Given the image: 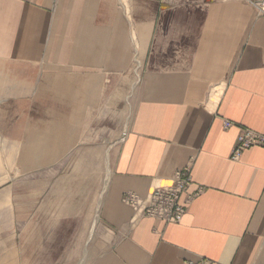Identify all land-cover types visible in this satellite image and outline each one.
Here are the masks:
<instances>
[{
    "label": "crops",
    "instance_id": "1",
    "mask_svg": "<svg viewBox=\"0 0 264 264\" xmlns=\"http://www.w3.org/2000/svg\"><path fill=\"white\" fill-rule=\"evenodd\" d=\"M257 1L0 0V189L31 191L34 264H85L90 221L86 264H264V148L231 159L239 127L264 135ZM186 165L203 192L179 224L122 203Z\"/></svg>",
    "mask_w": 264,
    "mask_h": 264
},
{
    "label": "rangeland",
    "instance_id": "2",
    "mask_svg": "<svg viewBox=\"0 0 264 264\" xmlns=\"http://www.w3.org/2000/svg\"><path fill=\"white\" fill-rule=\"evenodd\" d=\"M113 150L114 148H111V150H106L103 152L101 161H100V189L98 188L92 197L90 198L86 197V200L89 199L92 202H96L98 198L101 196L105 190V183L107 179L109 178L111 166L113 162ZM112 154V155H111ZM107 156L109 157V164L107 162ZM9 175L6 174V180L5 183L8 181ZM10 184L6 183L5 188L6 189H0V264H34V260L36 258L35 253L31 252V243L34 242V239H29L30 230L33 228L30 225V222H21L18 217L16 219L15 213H25L23 211V208H28V206L22 207L20 205V202L25 203L26 200L24 198H20L21 196H25L27 194H30L31 191L25 187V188H18L16 190L14 189H7V186H10ZM104 188V190H103ZM103 190V191H102ZM87 193V191H86ZM32 194H35L34 191H32ZM92 194V193H91ZM17 197L16 199H14ZM28 202V201H27ZM91 202V203H92ZM32 203H35V197L32 199ZM16 204V205H15ZM17 209V211H16ZM21 209V210H20ZM35 210V206H32L31 213H33ZM87 216H89L87 214ZM93 217V216H92ZM91 217V219H92ZM87 219V217H86ZM85 223L84 227V262L87 263V258L92 255L93 247L96 245V243H99V241H103L106 238V234L100 229L95 228L91 224ZM36 223H32L34 226ZM39 231H45V223H38ZM44 247V246H43ZM35 248V247H33ZM67 257V256H66ZM75 258V257H74ZM44 260V255H42V262ZM73 262L75 259H71ZM70 260L65 258V261L63 260V264H68ZM76 264V263H73Z\"/></svg>",
    "mask_w": 264,
    "mask_h": 264
},
{
    "label": "built area",
    "instance_id": "3",
    "mask_svg": "<svg viewBox=\"0 0 264 264\" xmlns=\"http://www.w3.org/2000/svg\"><path fill=\"white\" fill-rule=\"evenodd\" d=\"M254 6L258 13L264 16V0L255 2ZM223 125L225 128L233 126L228 121H224ZM252 147L264 148V135L248 127H239L231 159L238 160L243 151ZM192 184L191 169L189 165H186L183 169L175 172L167 185L153 189L146 197L142 198L136 193L125 192L121 201L133 210L135 219L146 217L162 221L165 224H179L189 205L203 192V188L200 186L194 192H190Z\"/></svg>",
    "mask_w": 264,
    "mask_h": 264
}]
</instances>
